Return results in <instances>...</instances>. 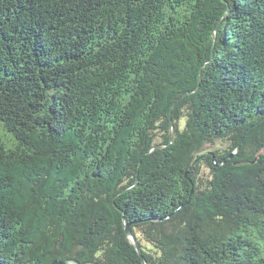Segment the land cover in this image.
I'll return each mask as SVG.
<instances>
[{
  "label": "trees",
  "instance_id": "trees-1",
  "mask_svg": "<svg viewBox=\"0 0 264 264\" xmlns=\"http://www.w3.org/2000/svg\"><path fill=\"white\" fill-rule=\"evenodd\" d=\"M70 260L264 264V0H0V264Z\"/></svg>",
  "mask_w": 264,
  "mask_h": 264
},
{
  "label": "water",
  "instance_id": "water-1",
  "mask_svg": "<svg viewBox=\"0 0 264 264\" xmlns=\"http://www.w3.org/2000/svg\"><path fill=\"white\" fill-rule=\"evenodd\" d=\"M125 230H126V233H127L128 237H129L130 241L135 245V247L137 249V252L141 256V258L143 259V261H145V258H144L143 253H142L143 248L141 247L138 239L133 234V231L131 229L130 224H128V225L125 226ZM50 264H80V263L70 260V261H65V262L54 261V262H51Z\"/></svg>",
  "mask_w": 264,
  "mask_h": 264
},
{
  "label": "rangeland",
  "instance_id": "rangeland-1",
  "mask_svg": "<svg viewBox=\"0 0 264 264\" xmlns=\"http://www.w3.org/2000/svg\"><path fill=\"white\" fill-rule=\"evenodd\" d=\"M1 136L4 139L5 143L7 144V146L11 148L13 146V142L10 140V138L6 136L4 132L1 133Z\"/></svg>",
  "mask_w": 264,
  "mask_h": 264
}]
</instances>
